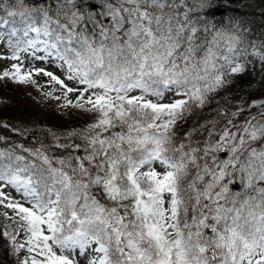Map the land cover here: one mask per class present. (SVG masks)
I'll return each mask as SVG.
<instances>
[{
  "label": "snow or ice",
  "instance_id": "6c2138e0",
  "mask_svg": "<svg viewBox=\"0 0 264 264\" xmlns=\"http://www.w3.org/2000/svg\"><path fill=\"white\" fill-rule=\"evenodd\" d=\"M255 2L0 0V81L80 120L0 121V264H264Z\"/></svg>",
  "mask_w": 264,
  "mask_h": 264
},
{
  "label": "trees",
  "instance_id": "16d2710c",
  "mask_svg": "<svg viewBox=\"0 0 264 264\" xmlns=\"http://www.w3.org/2000/svg\"><path fill=\"white\" fill-rule=\"evenodd\" d=\"M252 14L248 16L249 20L255 21L257 32L261 31L264 17L259 15L261 9H264V3L256 0L250 7L246 6ZM255 79L251 75L242 78L245 82L244 87L249 83L255 85ZM232 91H237L236 88ZM241 94H243L241 92ZM0 121L10 122L17 126H42V127H61L69 124H77L80 120L76 119L73 114L59 113L57 111H39L23 103L22 92L19 88H14L11 81H0ZM3 253L0 252V256Z\"/></svg>",
  "mask_w": 264,
  "mask_h": 264
},
{
  "label": "rangeland",
  "instance_id": "374dc122",
  "mask_svg": "<svg viewBox=\"0 0 264 264\" xmlns=\"http://www.w3.org/2000/svg\"><path fill=\"white\" fill-rule=\"evenodd\" d=\"M244 78V77H243ZM46 80V78H42L39 80V82L41 84L44 83V81ZM240 84L242 86H244L245 82L240 81ZM14 88H19L21 89L22 92V101L24 104H26L27 106L31 107V108H35L39 111H58L57 106H56V102L52 101V100H48L46 99L42 92L40 90H37L35 87L33 86H26V85H19V84H15L12 83ZM61 113V112H59ZM67 113V112H65Z\"/></svg>",
  "mask_w": 264,
  "mask_h": 264
}]
</instances>
